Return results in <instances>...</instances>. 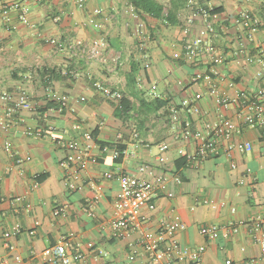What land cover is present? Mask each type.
I'll return each instance as SVG.
<instances>
[{
	"label": "crops",
	"instance_id": "crops-1",
	"mask_svg": "<svg viewBox=\"0 0 264 264\" xmlns=\"http://www.w3.org/2000/svg\"><path fill=\"white\" fill-rule=\"evenodd\" d=\"M15 1L0 0V264H55L43 250L60 240L68 254L83 255L71 264H151L143 248L144 229L115 235L111 226L118 173L166 177L152 195L154 208H141V222L156 229L178 216L185 227L176 238L185 249L204 245L202 264H223L226 257L264 264L253 241L264 232V126L239 125L232 136L233 142L250 141L249 151L226 155L220 150L195 162L181 159L179 151L191 150L193 139L182 137L176 126L186 115L196 129L206 120H235L233 106L217 105L208 84L193 80L196 71L214 67L217 89L229 98L264 88V27L260 23L249 33L239 16L247 11L262 19L264 0H195L216 9L210 18L193 16L186 0H156L168 9L158 18L136 10L130 0H81V5L78 0H21L16 7ZM207 22L212 30L195 63H188L184 47ZM99 37L107 43L100 58L69 47L80 40L87 48ZM206 45L222 56L221 63L211 61ZM96 81L120 92L128 110L120 112L118 102L95 88ZM152 84L156 98L169 102L151 111L140 102L152 99ZM20 92L31 108L8 115ZM52 92L66 95L65 104L45 108ZM196 93L200 114L192 115L181 103ZM60 140L77 141L84 150L83 161L73 163L76 177L69 174L73 165ZM138 140L139 147L131 149ZM162 142L165 150L158 147ZM120 148L127 154L117 160L113 152ZM207 224L220 228L216 239L199 233ZM234 226L238 231L228 232Z\"/></svg>",
	"mask_w": 264,
	"mask_h": 264
},
{
	"label": "built area",
	"instance_id": "built-area-1",
	"mask_svg": "<svg viewBox=\"0 0 264 264\" xmlns=\"http://www.w3.org/2000/svg\"><path fill=\"white\" fill-rule=\"evenodd\" d=\"M21 0H16L14 6H18ZM81 5V0H78ZM186 5L192 11V15L201 14L205 17H213L214 13L210 14L212 8H203L196 5L195 0H186ZM244 26L249 33L254 31L256 27L261 23L264 27V17L259 19L257 16L252 15L247 11H242L239 14ZM21 19L26 20L24 13H21ZM210 23H206L205 27L199 32L191 44H187L184 47V60L188 63H195L198 53L202 50V44L205 42V38L208 32L212 30ZM51 42H55L54 39ZM107 46L104 37H99L91 42V44L85 48L81 44L80 40H76L69 46L74 51H83L87 53L90 58H100L103 51ZM205 48L211 53V61L213 63H221L223 61L222 56L215 53V50L210 45H206ZM116 63L115 58L113 59ZM218 72L214 67L208 68L206 72L196 71L193 74V80H202L208 84V92L214 99V102L222 107L233 106L235 108V120L227 118H219L215 121H204L202 128L196 129L192 125L191 117H184L183 120L177 123V128L180 130L182 137L185 139H193V147L191 150H180L179 154L185 158L187 162H195L203 160L207 157L216 156L220 150H223L224 154L229 155L232 150L239 152H247L251 149V142L248 140L233 142L232 136L239 132L240 126L244 125L251 128H257L264 126V102L260 98L264 97V88L257 89L252 94H244L229 98L223 94H220L217 85L216 77ZM95 88L107 99L112 101H119L122 98V94L110 87L102 84L100 81L94 83ZM51 92V91H50ZM150 95L152 98L158 97L155 93V85L150 86ZM51 99L59 104H65L67 96L63 94L51 93ZM5 97V95L3 96ZM201 95L196 93L191 100H183L181 107L185 108L189 114L199 115L200 108L197 105V101ZM29 98L25 92H20L15 100L14 106L8 108V115H11L16 108H31ZM173 120L179 119V111L177 108L172 107L170 109ZM28 134H41L40 129L31 130L27 129ZM52 135V134H51ZM53 140L56 139L55 135H52ZM87 140H91L90 133L85 134ZM142 140L132 142L130 144L131 149H136ZM59 144L66 148L69 153L66 156L67 163L72 164L70 175L76 177L78 167L74 166V162H82L84 159V150H82L77 141L74 140H60ZM160 150H165L168 146L162 142L159 144ZM127 154L126 149H115L113 152L114 157L124 156ZM107 177L111 178L112 174L107 173ZM116 178L119 182V191L115 200V218L111 222V226L115 235H122L138 229H144L143 234V248L150 256L151 264H173L175 262H187L189 264H202L203 253L205 251L204 245H199L193 249H185L181 246L176 238V233L184 229V224L178 216H171L168 219L162 220L156 229H150L143 226L140 219L141 208L147 206L154 208L152 201V195L157 188H163L166 182L165 176H156L151 180H147L141 177H136L128 173H118ZM179 181L178 178H176ZM69 187H73L72 182L68 183ZM15 232H18V226L14 228ZM237 232L238 226L232 227L228 232ZM199 233L209 240L216 239L220 234V228L214 224L202 225L199 227ZM5 237L9 236V232L4 234ZM223 236H227V231L223 232ZM253 241L259 246L261 254L264 255V232L259 231L253 236ZM88 248H93V243H87ZM99 255L105 256L106 252L98 251ZM43 255L51 258L55 264H71L73 260H77L83 257L81 253L68 254L66 251V244L62 240L54 245L48 246L43 250ZM130 256L129 258H132ZM223 264H261L256 258H247L243 260H233L229 257L224 258Z\"/></svg>",
	"mask_w": 264,
	"mask_h": 264
},
{
	"label": "trees",
	"instance_id": "trees-1",
	"mask_svg": "<svg viewBox=\"0 0 264 264\" xmlns=\"http://www.w3.org/2000/svg\"><path fill=\"white\" fill-rule=\"evenodd\" d=\"M130 1L132 2V4L134 5L136 10L142 11V12L147 13L150 16H154L156 18H158L159 16H162L163 12H165V13L168 12V9L163 4L159 3L156 0H130ZM215 12H216L215 8H212L210 10V14L215 13ZM48 73H49V75L53 76L54 70H50V71H48ZM142 101L143 100H141L140 104L142 105L144 103L146 108H149V110H151V111L152 110H158L162 107H165V105H167L169 102V100L160 99V98H152L148 102H146V101L142 102ZM117 102H118V106H120V108H119L120 112L124 113L126 110H128V108L125 106L126 102H125V98L123 96ZM54 103H55L54 100H49L47 102L45 108L53 106ZM120 150H122V148H120ZM121 157L122 156L120 155L116 159L119 160V159H121ZM181 159L183 160V162H187V160L185 158L181 157Z\"/></svg>",
	"mask_w": 264,
	"mask_h": 264
}]
</instances>
